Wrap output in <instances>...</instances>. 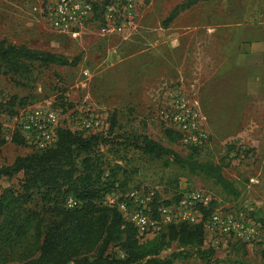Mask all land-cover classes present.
Segmentation results:
<instances>
[{
    "label": "rangeland",
    "instance_id": "obj_1",
    "mask_svg": "<svg viewBox=\"0 0 264 264\" xmlns=\"http://www.w3.org/2000/svg\"><path fill=\"white\" fill-rule=\"evenodd\" d=\"M55 1L0 0V42L79 58L76 67L35 71L24 85L0 76V103L16 99L14 110L1 116L5 144L0 148V168L36 151L24 140L23 145L14 142L19 135L17 118L24 109L50 108L59 114V128L72 132H79L77 117L90 109L101 121L103 134L116 112L113 135H144L182 157L197 148L196 159L219 166L238 192L229 195L210 179L165 166L163 160L130 148L100 147L106 173L116 165L126 172L127 193L152 192L170 201L200 191L222 218L263 225L264 0H209L167 25L172 9L184 0H137L129 21L126 0H80L91 5L92 17L74 38L50 28L47 11ZM108 26L121 32L103 33ZM175 97L196 104L206 119V137L197 145L184 143L179 133L180 139L173 141L166 135L171 129L161 111ZM20 180V175L1 178L0 195L8 188L18 189ZM37 205L43 207L35 195L28 207ZM202 248L214 252L209 264H264V245L257 241L248 244L207 232ZM177 251L173 244L161 257ZM108 253L121 256L117 247ZM173 264L205 261L193 257Z\"/></svg>",
    "mask_w": 264,
    "mask_h": 264
},
{
    "label": "trees",
    "instance_id": "obj_2",
    "mask_svg": "<svg viewBox=\"0 0 264 264\" xmlns=\"http://www.w3.org/2000/svg\"><path fill=\"white\" fill-rule=\"evenodd\" d=\"M208 1L184 0L172 9L165 24H170L181 12ZM78 63L79 58L69 60L50 52L0 42V76L18 85L31 81L34 72L40 69L76 67ZM15 102L12 98L0 103V148L5 144L1 116L6 110H14ZM116 123L113 112L106 134L84 135L59 129L52 147L17 157L11 165L0 168V179L21 176L18 189L8 188L0 195V264H173L193 257L209 264L214 252L202 248L203 222L214 211V204L200 209L201 223L170 225L143 240L116 208L103 205L107 195L127 193V174L117 165L106 173L99 149L130 148L151 159L163 160L165 166L173 165L210 179L229 195L238 192L223 177L219 166L196 159L197 148H191V153L182 157L144 135H113ZM166 135L172 141L180 139L171 130H166ZM15 137L14 142L24 144L19 135ZM35 195L40 197L43 207L30 209ZM180 196L170 201L154 197L151 210L155 213L159 206L177 203ZM69 198L76 203L73 208L66 207ZM173 244L178 251L162 258L161 254ZM111 247H117L121 256L109 254Z\"/></svg>",
    "mask_w": 264,
    "mask_h": 264
},
{
    "label": "built area",
    "instance_id": "obj_3",
    "mask_svg": "<svg viewBox=\"0 0 264 264\" xmlns=\"http://www.w3.org/2000/svg\"><path fill=\"white\" fill-rule=\"evenodd\" d=\"M126 1V20L129 21L137 0ZM47 16L53 31L74 38L78 28L92 17V8L86 1L56 0L53 7L48 9ZM119 32H121L120 28L110 26L103 30L106 34ZM161 117L169 124L171 130L180 134L186 144L197 145L206 137L205 117L197 109L196 104L184 97L173 98L171 103L161 111ZM17 119L19 136L35 150H45L56 143L60 126L59 114L54 110L40 106L24 109ZM77 126L79 133L97 134L101 133L102 123L93 116V111L87 109L85 114L77 117ZM154 197L152 192L132 191L125 195H107L103 205L116 208L134 227L139 238H152L170 225L201 223L203 218L200 209L208 208L211 203L206 194L193 191L181 194L177 203L157 207L154 213L151 210ZM75 205L72 198L66 201L67 208H73ZM203 225L205 233L233 237L248 244L257 241L264 245V224L257 225L242 218H222L213 211L204 220ZM220 245L224 248L223 244Z\"/></svg>",
    "mask_w": 264,
    "mask_h": 264
},
{
    "label": "crops",
    "instance_id": "obj_4",
    "mask_svg": "<svg viewBox=\"0 0 264 264\" xmlns=\"http://www.w3.org/2000/svg\"><path fill=\"white\" fill-rule=\"evenodd\" d=\"M156 43H158V42H156ZM118 64H120V63H117V64H115V65H118ZM155 65H157L156 67H155V71H157V70H159L160 69V66H159V64H155ZM86 73H88V72H86ZM89 74V73H88ZM157 77V76H156ZM155 77V78H156ZM156 80V79H155ZM161 80H158V82H160ZM155 83H157V80L155 81ZM145 91V89L144 90H141V92L143 93ZM113 92H115V89H114V91ZM129 93H130V90H129Z\"/></svg>",
    "mask_w": 264,
    "mask_h": 264
}]
</instances>
